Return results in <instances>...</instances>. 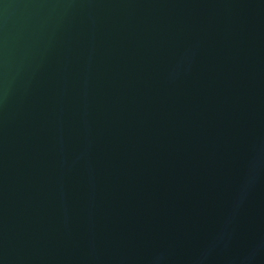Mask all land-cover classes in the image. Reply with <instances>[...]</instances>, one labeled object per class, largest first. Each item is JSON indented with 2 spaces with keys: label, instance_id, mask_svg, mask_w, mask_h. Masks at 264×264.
<instances>
[{
  "label": "water",
  "instance_id": "water-1",
  "mask_svg": "<svg viewBox=\"0 0 264 264\" xmlns=\"http://www.w3.org/2000/svg\"><path fill=\"white\" fill-rule=\"evenodd\" d=\"M0 264H264V0H0Z\"/></svg>",
  "mask_w": 264,
  "mask_h": 264
}]
</instances>
